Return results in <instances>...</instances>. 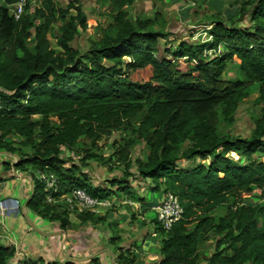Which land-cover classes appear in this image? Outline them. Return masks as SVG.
I'll use <instances>...</instances> for the list:
<instances>
[{
  "label": "trees",
  "instance_id": "16d2710c",
  "mask_svg": "<svg viewBox=\"0 0 264 264\" xmlns=\"http://www.w3.org/2000/svg\"><path fill=\"white\" fill-rule=\"evenodd\" d=\"M17 1L0 0V139L16 135L31 149L16 169L30 166L56 179L53 202H48L44 183L31 174L26 206L65 230L70 211L61 202L71 190L82 189L100 201L116 193L89 184L72 161L66 167L69 160L61 157V148L73 149L82 139L94 146L114 131L131 129L136 118L133 136L114 144L112 156L127 163L130 149L143 142L148 155L137 162V174L151 181V192L161 191L152 208L169 192L182 209L167 231L153 218L161 234L158 264H199V244L209 232L218 239L207 264H264V219L259 218L264 207L245 203L256 190L264 196V0L252 3L248 28L212 21L208 47L225 49L210 60L204 58L205 43L166 46L167 33L148 29L147 19L126 11L133 0H104L112 21L84 52L71 44L88 27L80 0H67L64 7L43 0L33 15L26 10L15 20L8 6ZM36 18L41 22L36 24ZM58 22L55 37H49ZM232 62L236 79L224 80ZM251 87L261 115L250 136L220 134V115L228 120L250 98ZM87 146L82 159L96 158ZM231 151L241 160L228 157ZM195 158L211 159L178 165ZM123 182L113 180L111 186L125 190ZM223 205L224 214L214 217ZM76 217L104 220L91 212ZM14 252L0 246V264H73L28 258L9 263ZM117 261L135 264L121 250Z\"/></svg>",
  "mask_w": 264,
  "mask_h": 264
},
{
  "label": "rangeland",
  "instance_id": "374dc122",
  "mask_svg": "<svg viewBox=\"0 0 264 264\" xmlns=\"http://www.w3.org/2000/svg\"><path fill=\"white\" fill-rule=\"evenodd\" d=\"M83 12L86 15L88 21V27L86 30L79 31L74 38L72 47L78 49L80 52H84L88 49L91 41L99 39L105 34L106 25L112 21L109 17V4L104 0H80ZM254 0H133L130 5L125 9L134 17H140L148 20L147 28L151 30H159L167 33L166 46H176L179 41H187L193 44L205 43L207 44L204 49V58L207 60L212 59L221 52L224 51V46L219 45L217 48H209L211 37L207 34L210 29L212 21L219 20L228 26L250 27L252 23L249 21V10L252 7ZM54 5L57 7H64L67 0H53ZM41 6V5H40ZM37 7L28 10V13L34 14ZM35 23L41 22L39 18L35 19ZM52 25V29L49 33V37H55L57 25ZM32 33L34 30H31ZM29 46H32V40L28 42ZM54 48L58 49L55 45ZM128 61L127 59H125ZM237 76V66L234 62L228 63L226 70L222 77L224 80H235ZM247 92L250 94V98L244 100L238 104L230 118L227 120L220 115V124L218 126V132L229 138H244L249 137L254 122L261 115V107L256 105L253 101L255 98V90L253 87L249 88ZM137 119L132 120L131 129L125 133L117 131L112 132L110 136L102 137L94 146L89 145L86 140H80L73 149L61 148V157L69 160L65 164L69 167L71 161L76 164L80 171L85 173L87 182L92 186H97L107 189L116 190L113 193L103 199L101 205L97 206L96 211L85 210L88 208H77L70 210L69 214L76 216L78 212L85 213L91 212L97 216H102L107 211L118 213L119 207L123 206L121 210L123 213L128 212L130 209L133 215L137 212L153 211L155 220L156 211L153 208H142L141 203H146V195L153 193L150 191L152 186L151 181L139 182L137 178V162L146 161L148 150L143 142H136L130 149L129 160L127 163H118L112 156L114 150V144H122L125 139L133 136L132 129L136 127ZM20 140L16 135H9L0 139V151L9 153L14 158V164L26 154L31 153V149L27 146L20 145ZM115 142V143H114ZM88 147L91 153L96 155V158L82 159L84 154V147ZM185 148V144L182 145ZM233 160H241V157L237 152L231 151L227 155ZM257 157L256 155L254 156ZM211 158H195L194 160H180L178 165L180 167L194 166L196 164L204 163L208 164ZM19 171L24 174H34L35 169L30 166L19 168ZM36 173H41L36 171ZM44 173V172H43ZM36 176V175H35ZM117 179H124L122 185H125V190H119L116 186H111V181ZM137 181V182H136ZM111 187V188H109ZM144 190L140 192V188ZM70 193V192H69ZM155 196L159 197L161 191L155 192ZM146 194V195H144ZM112 195L114 197H112ZM115 198V199H114ZM121 202H120V201ZM130 201V202H128ZM160 201V200H159ZM133 202V203H131ZM130 203V204H129ZM245 203L249 205H259L264 207V196L261 195L259 190H256L253 195L245 199ZM118 204V206H117ZM21 205V203H20ZM145 205V204H144ZM62 208L66 207L64 201L61 202ZM116 208V209H115ZM225 206H220L212 212L214 217H219L224 214ZM130 216V215H129ZM260 220L264 219V213L259 217ZM89 222V221H86ZM158 222V221H157ZM100 223L99 227L101 236L105 240L107 237L105 233H102L104 228H113L104 226L103 222H91L90 224ZM112 224V223H111ZM70 225L65 230H71ZM115 228V226H114ZM113 230V229H112ZM158 234L161 236L160 231L157 229ZM100 236V235H99ZM115 238V237H113ZM218 236L209 232L205 235V239L199 244V264H207V258L214 252V245ZM72 255V254H70ZM62 263V262H61Z\"/></svg>",
  "mask_w": 264,
  "mask_h": 264
},
{
  "label": "crops",
  "instance_id": "0c3cea01",
  "mask_svg": "<svg viewBox=\"0 0 264 264\" xmlns=\"http://www.w3.org/2000/svg\"><path fill=\"white\" fill-rule=\"evenodd\" d=\"M15 157L0 151V197L16 198L21 203L19 213L0 217V246L13 247L15 251L9 263L28 258L73 264H94L95 260L100 264H119L121 250L126 257L134 258L135 264H158L161 236L153 222V211L133 215L130 209L123 213V206L118 213L106 211L101 222L113 228H101L108 236L105 240L100 223L82 222L73 214H69L71 230H63L57 222L37 216L26 206L33 189L31 174L17 172ZM136 180L149 182L138 174ZM155 194H144L147 201L145 205L141 203L142 208L151 209L157 203L159 197Z\"/></svg>",
  "mask_w": 264,
  "mask_h": 264
},
{
  "label": "built area",
  "instance_id": "2783aa9c",
  "mask_svg": "<svg viewBox=\"0 0 264 264\" xmlns=\"http://www.w3.org/2000/svg\"><path fill=\"white\" fill-rule=\"evenodd\" d=\"M43 0H18L12 5H9V13L18 20L26 10L34 7H40ZM38 179L45 185L48 191L47 201L53 202L52 193L55 192V176L51 173H40ZM66 203L68 211L77 208H88L92 212L96 211V207L101 205L103 201L92 198L82 189H73L62 200ZM156 211V218L162 229L167 231L171 228L172 224L178 221L182 214V209L178 203L177 198L169 192H166L158 204L154 207ZM20 211V201L16 198H2L0 197V217L6 215L17 214Z\"/></svg>",
  "mask_w": 264,
  "mask_h": 264
}]
</instances>
